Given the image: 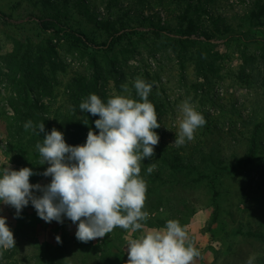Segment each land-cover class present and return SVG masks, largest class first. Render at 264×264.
Here are the masks:
<instances>
[{
    "label": "rangeland",
    "instance_id": "374dc122",
    "mask_svg": "<svg viewBox=\"0 0 264 264\" xmlns=\"http://www.w3.org/2000/svg\"><path fill=\"white\" fill-rule=\"evenodd\" d=\"M43 5L97 41L110 27L134 30L112 50L77 49L39 29L33 17ZM0 10L10 16L0 18V167H29L30 184L50 181L40 175L48 165L37 156L35 170L32 151L20 149L33 131L17 135L13 126L19 99L72 146L86 139L88 125L75 134L93 117L78 108L86 92L102 102L135 100L139 78L152 85L147 100L161 126L152 158L140 163L143 229L117 227L79 242L67 219L45 223L31 205L14 218L0 205L15 241L0 249V264H126L128 241L167 220L178 221L200 252L192 264H264V0H0ZM185 99L205 124L176 146Z\"/></svg>",
    "mask_w": 264,
    "mask_h": 264
},
{
    "label": "clouds",
    "instance_id": "9594fccd",
    "mask_svg": "<svg viewBox=\"0 0 264 264\" xmlns=\"http://www.w3.org/2000/svg\"><path fill=\"white\" fill-rule=\"evenodd\" d=\"M132 87L138 99L116 95L102 102L93 93L82 99L79 111L98 117L92 121L97 131L89 128L82 145H67L62 132L55 128L45 132L44 124L33 128L32 121H26V131L44 134L35 148L40 164L48 165L40 175L50 177V181L30 184L29 178L35 175L32 169L13 170L8 162L0 167V205L13 208L14 218L31 205L45 223L60 224L67 219L75 225L74 237L79 242L103 238L117 227L131 232L143 229L148 213L142 210L146 182L139 175L140 163L152 158L159 140L153 130L161 126L147 100L152 85L138 78ZM121 88L127 91L126 85ZM178 109L182 119L172 144L181 146L193 139L194 131L205 120L188 99ZM154 168L152 163L145 166L146 174ZM55 241L59 244L60 237ZM14 244L6 218L0 216V249ZM126 248V264H192L200 256L176 220H167L162 228L130 239Z\"/></svg>",
    "mask_w": 264,
    "mask_h": 264
},
{
    "label": "trees",
    "instance_id": "16d2710c",
    "mask_svg": "<svg viewBox=\"0 0 264 264\" xmlns=\"http://www.w3.org/2000/svg\"><path fill=\"white\" fill-rule=\"evenodd\" d=\"M0 18L3 19L5 23H7V21L10 19V16H7L4 12L0 10ZM33 18L36 21L37 26L42 32H51L55 37L69 43L72 47L77 48V49L78 48L91 49L95 51L112 50V48L116 44L121 42L127 35L132 34V31L134 30V29L128 30L129 25L127 24H121L120 28H117V29H115L114 27L112 28L110 27V28H107L105 31L106 37L101 41H97L93 37L88 36L78 26L72 23L69 17H67L64 14H61L54 8L45 7V5H43V7L39 10L37 17H33ZM164 32H167V31H163L159 29L156 30V34L158 35L159 33H164ZM88 94L89 93L86 92V97ZM19 101H20V104L15 102V105H12L13 113L15 114V117L13 118L15 121V124L13 126L17 130V135L18 134L20 135V133H23V125L26 121H29V120L32 121L33 128H35L37 124L42 123L44 124L45 132H50L52 128L50 127L46 119H44L42 115H40L41 114L39 111L40 109L30 105L27 102V100L21 101L19 99ZM34 117H37L40 120V122L39 123L37 122V124H35L33 122ZM95 119H97V117L93 116L92 119L88 118V121L85 120L84 125L80 123V127L77 128V133L75 135L83 131V126L86 127L87 125L88 127L84 128L85 135H86V130L88 132L89 128H91L95 133L97 130H95L94 125L92 123V121H94ZM30 130H28V132H30ZM43 135H44L43 133H41L40 135H37L33 131L29 137L25 138L26 139L25 146L23 148L22 147L20 148L21 150H24V151L26 150L32 151L34 155L32 163L35 167V168L33 167L35 170H40V165L37 160V156H39V154L35 148V145L38 142H42ZM20 138L22 137L20 136ZM74 139L75 140H73L72 146L82 145L85 142V140L79 141V140H82L80 138H78V140H76V138ZM251 153H253V151Z\"/></svg>",
    "mask_w": 264,
    "mask_h": 264
},
{
    "label": "crops",
    "instance_id": "0c3cea01",
    "mask_svg": "<svg viewBox=\"0 0 264 264\" xmlns=\"http://www.w3.org/2000/svg\"><path fill=\"white\" fill-rule=\"evenodd\" d=\"M188 227V226H187ZM187 227H185V228H187ZM209 262H211V261H209Z\"/></svg>",
    "mask_w": 264,
    "mask_h": 264
}]
</instances>
